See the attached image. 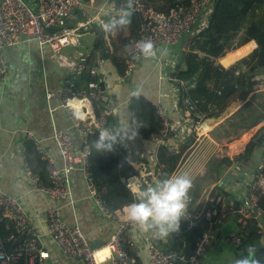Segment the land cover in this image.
<instances>
[{
	"label": "crops",
	"instance_id": "1",
	"mask_svg": "<svg viewBox=\"0 0 264 264\" xmlns=\"http://www.w3.org/2000/svg\"><path fill=\"white\" fill-rule=\"evenodd\" d=\"M26 1L32 3V0ZM119 1L91 0L86 3L84 11L78 13L73 25L85 23L94 16H99L100 22L93 24L89 31L82 32V47H69L56 53L49 47L41 48L35 43H24L4 52L9 72L4 80L0 79V189L18 198L24 207L29 229L38 236L40 246L49 253L48 259L40 261L42 264H84L67 257L50 238L47 226L48 209L54 206L59 209L68 225L79 226L90 245L99 250L98 263L112 264L107 243L117 232L119 219H107L99 211L95 199L88 192L87 181L82 171L73 172L69 197L51 199L35 186L38 182L42 183L41 176L46 172L48 163L37 154L33 167H30V174L25 169V153L22 152L24 135L31 132L48 153L54 166L61 169L62 159L52 135L55 128H71L74 117L62 106L60 99H54L49 103L47 94L50 92L56 94L65 87L67 84L65 81L68 80H72L75 84V91L76 87L79 92L86 91V84L77 71L80 56H89L90 63L98 69V84H103L104 90L102 88L100 90L111 102L113 116L117 120V129L126 127L129 132L136 133L134 139L119 144L125 158L137 170L144 167L155 173L154 178L157 181V173L162 170L158 160L160 148L165 147L172 155V151L177 154L186 145L188 146V157L172 175L187 173L193 181V186L196 182L201 185L198 188L199 199L194 202V209L199 208L208 197L219 196L229 199L228 201L246 199L247 182L254 177L257 166L264 159L263 153L262 160L251 170L243 169L238 160L249 143L260 141L261 135H258V132L264 127V120L252 129L247 127L251 126V111L261 110L264 87L250 94L246 99L241 97L235 99L228 107L216 111L211 118H207L205 114L202 128L198 130L193 115L184 112L179 101L185 83L172 76L181 64L180 44L173 51L163 53L160 62H140L127 78L118 72L113 63L114 57L119 56L117 42L114 39L116 32L111 34L104 32L101 22L108 21L115 15ZM99 28L103 33L101 45H97V36L93 34L96 30L99 32ZM83 37H91L94 41L87 40L84 44ZM131 37L132 34L127 29L124 40L128 41ZM84 47L88 51L84 50ZM257 48L258 44L252 41L229 51L223 58L218 59L217 63L226 69L239 66L246 71L245 60ZM262 77L264 78V75ZM254 95H258V99L254 100ZM134 97H141L142 101L162 108L165 117L164 126L169 123L172 129L166 132L162 129L159 134L151 135V138L143 137L140 134L143 124L131 111ZM78 101H75V104L80 117L94 118L95 115L96 120L99 121L100 117L97 115L93 101L82 100L80 103ZM249 103H251L250 107H248ZM102 105L100 101L99 108ZM144 112L147 115L148 108ZM134 122L140 123L139 130L134 126ZM146 127L149 129L148 126ZM73 136L75 143L81 148L82 141L78 131H73ZM224 158L230 159L233 164L224 170L217 183L218 176L216 173H210V164L214 159ZM235 165L237 168L221 185L222 179ZM224 185H226L224 189L231 193L232 198H226L215 188ZM117 214L122 219H126L122 210L117 211ZM126 240L136 264H149L145 240H152L166 251L173 250L175 243L172 234L161 239L155 237L151 230L140 231L136 227L131 230ZM215 241V244L212 243L210 249L204 253L203 264H213L215 260L210 259L209 255L214 254L213 256L218 258L217 251L222 250V246L230 249L221 232L218 233Z\"/></svg>",
	"mask_w": 264,
	"mask_h": 264
},
{
	"label": "built area",
	"instance_id": "2",
	"mask_svg": "<svg viewBox=\"0 0 264 264\" xmlns=\"http://www.w3.org/2000/svg\"><path fill=\"white\" fill-rule=\"evenodd\" d=\"M91 0H2L0 3V79L4 80L8 75L9 67L4 56L7 49L16 47L24 43H35L41 48L49 47L54 52L59 53L69 47H82V32L89 31L91 26L100 22L99 16L91 17L85 23L71 25L75 22L78 13L84 11L85 5ZM125 0L117 3L116 12ZM214 6V0H192L190 5H179L169 14H165L147 7L140 0H134V12L141 19V28L135 37H131L128 46V59L124 77L127 78L136 66L143 61H162L161 56L165 52L173 51L184 39L194 35L200 28L199 22L204 19L206 22L207 13H210ZM96 35V32H93ZM150 38L158 52L153 58L141 56L135 48L136 42L141 39ZM77 71L82 76L88 74L87 91L84 93L75 91V84L72 80L65 81L67 84L56 94L48 93L49 103L54 99H60L65 107L74 117V123L69 129L55 128L52 140L58 148L62 159L61 169H57L51 161L48 153L43 149L40 142L31 132L24 135L22 142V152L25 153L27 144L33 142L36 146L37 154L47 163V171L52 185L46 186L37 183L36 188L47 194L51 199H65L71 195L72 174L75 170L82 171L86 181L88 192L97 203L99 211L107 219H119L118 230L107 243L110 251L112 264H136V260L127 251V236L135 227L126 219L118 216L117 212H112L104 201L100 189L91 171L89 137L96 129L105 124L106 118L113 115L112 105L109 98L100 90L98 84V69L90 63L89 56H80L77 63ZM237 71L236 75H240ZM195 88V85H192ZM92 98L100 100L106 107L100 114L99 121L93 117H80L74 106L75 101H93ZM199 99L183 97L181 106L184 112L193 115L196 127L202 128V120L205 113L201 112ZM155 106V105H154ZM156 107V106H155ZM158 115L162 120V131H169L172 125L166 123L164 126V110L156 107ZM90 114V113H89ZM136 129H140V123L134 122ZM78 131L81 136L82 147L79 148L74 141L73 131ZM175 152L172 151V155ZM25 169L31 174V168L25 160ZM254 177L247 182L248 197L242 202L240 208L241 218L239 223H244L245 219L257 221L261 243L264 246V209L259 207L256 201L257 194H264V163H260ZM162 170L157 173V178L162 174ZM155 173L144 167L138 170V176H130L124 180L127 188L137 194L141 189L155 183ZM157 179V180H158ZM155 180V181H154ZM234 201H228L223 197H208L194 209L188 206L187 215L183 217L187 223L188 230L199 228L203 224H208V230L198 240V249L195 254L188 256L187 253L174 250L166 251L152 240H145L149 255V264H203V256L208 247L217 239L218 228L214 225L225 218L228 207H233ZM0 212L6 217L13 219L16 223L18 233L22 242L11 253L6 251L4 240L0 239V264H20L23 259L26 264H42L40 261L49 258V253L41 246L38 236L29 229L27 214L19 199L0 189ZM181 225V222H180ZM48 234L58 245L63 253L84 264H99V250L93 248L85 233L79 226H70L62 218L57 207L48 209ZM182 227L177 233H173L174 238L183 237ZM27 237V238H26ZM11 236L9 240H14ZM226 245L231 248L241 246L242 239L235 231L228 234L225 239ZM133 243H131V246Z\"/></svg>",
	"mask_w": 264,
	"mask_h": 264
},
{
	"label": "trees",
	"instance_id": "3",
	"mask_svg": "<svg viewBox=\"0 0 264 264\" xmlns=\"http://www.w3.org/2000/svg\"><path fill=\"white\" fill-rule=\"evenodd\" d=\"M140 1L147 7L165 14H169L179 5H190L192 2V0ZM261 11L263 12L261 13ZM205 21L204 23V19H202L198 24H201V29H198L194 35L180 43L181 64L172 76L185 83V87L179 95L180 103L183 97L186 96L199 99L202 101L200 104L201 112L205 113L207 118H211L216 111L228 107L235 99L240 97L246 99L250 94L264 86L262 77L264 72H260L264 69V0H214V6L210 13H207ZM141 26L140 17L133 13L130 25L116 31L114 39L117 42L116 47L119 56L114 57L113 63L122 75L125 74L126 70L129 46V41L124 40L125 31L128 29L132 36L135 37ZM99 30V32L96 30L97 45H101L100 42L103 37L102 30L100 28ZM240 34L243 35V38L236 44V40L241 36ZM252 41L258 44V48L245 60L246 71H243L239 66L226 69L217 63V60L223 58L229 51ZM239 70L241 73L237 76L236 72ZM88 77V74L82 75L83 82L86 84V91ZM192 85H195V88H192ZM76 91L79 92L77 87ZM257 97L258 95H254L253 99L256 100ZM141 99V97L132 99L131 111L136 114L137 120L143 124L140 134L145 138H151V135L159 134L163 129L162 120L156 107L150 102L142 101ZM92 100L96 107L97 115L100 116L106 107L99 108L100 101L95 98H92ZM250 106L251 103L248 104V107ZM146 108H148L147 115L144 112ZM260 109H254V111H251L252 113L250 112L252 122L247 129H252L264 120V102L261 104ZM100 128L102 130L115 131L117 129V120L113 115H110L106 118L105 125ZM102 130H96L89 137L91 171L107 207L112 212H117L122 210L125 204L131 203L135 199L136 195L127 188L124 180L130 176H138V170L125 158L124 151L119 143L114 146L112 152L97 150L95 141L99 138ZM258 135H261L260 141L249 143L240 159H238L240 166L244 167L250 161L258 146L264 147V127L259 130ZM187 148L188 146L186 145L175 155H171L165 147L160 148L158 160L163 172L159 179L170 177L184 163L188 157ZM36 155L35 144L33 142L28 143L25 151V160L30 167H33ZM262 163H264V159ZM232 164L233 162L227 158L211 161L210 173L217 174V183L222 177L224 170L230 168ZM41 180L46 186L52 185L47 170L41 176ZM198 184L196 182L189 192L190 201L188 206L190 208L199 199L198 188L201 185ZM225 186H216L215 188L222 192L221 194L226 196V198H232L231 193L224 189ZM256 198L258 206L264 209V194L259 192ZM233 201L234 206L232 208L228 207L224 213L226 218H222L220 223L218 218L214 228H218L221 235L225 236V239L230 232L235 230L242 239V244L237 248H230V250H233L235 258H238L245 253L247 245H255L261 241V236L256 220L245 219L244 223H239L241 218L240 208L243 202L237 199H233ZM207 230L208 224H203L199 228L185 232L181 239L174 238L173 250L177 252L183 251L188 256L195 254L198 249V240ZM11 236H14L15 239L9 240ZM0 239L4 240L6 251L9 253L21 243H18L21 235L17 231L15 221L6 217L2 212H0ZM209 249L210 247L207 250ZM127 251L130 253L128 245ZM256 253L264 259V246L256 250ZM20 264H26V260L23 259Z\"/></svg>",
	"mask_w": 264,
	"mask_h": 264
},
{
	"label": "clouds",
	"instance_id": "4",
	"mask_svg": "<svg viewBox=\"0 0 264 264\" xmlns=\"http://www.w3.org/2000/svg\"><path fill=\"white\" fill-rule=\"evenodd\" d=\"M134 10V0H125L111 19L101 22L102 30L114 33L127 27ZM135 48L145 58L157 56L158 50L150 38L136 42ZM135 135L126 127L115 131L104 129L95 141V147L101 152H112L115 145L132 140ZM192 187L193 181L187 173L158 179L154 184L141 189L133 202L125 204L122 213L140 231L151 230L155 237L166 238L180 230L181 219L187 215ZM233 264H264V259L257 255L255 248L250 247L234 259Z\"/></svg>",
	"mask_w": 264,
	"mask_h": 264
},
{
	"label": "rangeland",
	"instance_id": "5",
	"mask_svg": "<svg viewBox=\"0 0 264 264\" xmlns=\"http://www.w3.org/2000/svg\"><path fill=\"white\" fill-rule=\"evenodd\" d=\"M263 11H261L262 13ZM256 20V19H255ZM241 35V34H240ZM243 38V35H241L237 40H236V44L239 43V41H241V39ZM87 40L89 42H93L94 39L91 38V37H83V41H84V44L85 42H87ZM91 47H92V44H91ZM89 46V48H91ZM84 50L88 51L87 48L84 47ZM250 68V67H249ZM264 70V69H262ZM240 71V70H239ZM263 81H264V78H263ZM264 87V86H263ZM264 94V93H263ZM258 99V98H257ZM261 102L263 103L264 102V95L261 97ZM75 107L77 106L76 104L74 105ZM263 153H264V147H257L254 151V154L252 156V158L250 159V162L243 167V169L245 170H251L253 169L261 160H262V157H263ZM202 203V202H201ZM211 252H215V251H211ZM214 254H210L209 257L210 259H214V263L213 264H219V263H222V264H233V261L235 258V255H234V251L233 250H230L228 249L227 247L225 246H222V250H218L217 251V256L218 258H216L215 256H213ZM217 260V261H216Z\"/></svg>",
	"mask_w": 264,
	"mask_h": 264
},
{
	"label": "water",
	"instance_id": "6",
	"mask_svg": "<svg viewBox=\"0 0 264 264\" xmlns=\"http://www.w3.org/2000/svg\"><path fill=\"white\" fill-rule=\"evenodd\" d=\"M99 86H100V88H102V90H104V86H103V84H101V85H99ZM236 168H237V165H235V166H233V167L231 168V170L227 173V175L222 179L221 185H222L223 183H225V181L228 179V177L231 175V173H232ZM181 227H182L183 232H187V231H188L187 223H186V221H185L184 218L181 219ZM20 242H22V238L19 239L18 243H20ZM250 247H253V248H255V250H258V249H260V248L262 247V244H261V242L259 241V242H257L255 245H250V244L247 245V249L250 248Z\"/></svg>",
	"mask_w": 264,
	"mask_h": 264
},
{
	"label": "bare ground",
	"instance_id": "7",
	"mask_svg": "<svg viewBox=\"0 0 264 264\" xmlns=\"http://www.w3.org/2000/svg\"><path fill=\"white\" fill-rule=\"evenodd\" d=\"M80 110V109H79ZM81 111V110H80ZM232 149V148H231ZM235 150V149H234Z\"/></svg>",
	"mask_w": 264,
	"mask_h": 264
}]
</instances>
